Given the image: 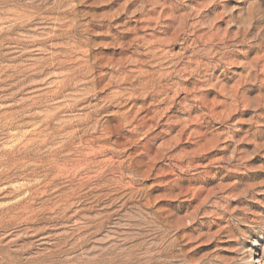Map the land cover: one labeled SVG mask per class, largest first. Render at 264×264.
<instances>
[{"label": "rangeland", "instance_id": "obj_1", "mask_svg": "<svg viewBox=\"0 0 264 264\" xmlns=\"http://www.w3.org/2000/svg\"><path fill=\"white\" fill-rule=\"evenodd\" d=\"M0 264H264V0H0Z\"/></svg>", "mask_w": 264, "mask_h": 264}]
</instances>
